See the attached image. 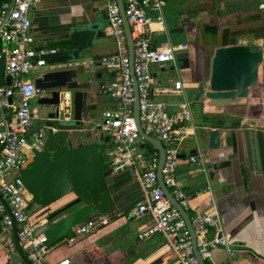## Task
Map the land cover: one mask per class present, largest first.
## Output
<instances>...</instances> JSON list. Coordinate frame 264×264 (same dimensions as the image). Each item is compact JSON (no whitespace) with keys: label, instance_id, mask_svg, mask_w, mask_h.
<instances>
[{"label":"built area","instance_id":"obj_1","mask_svg":"<svg viewBox=\"0 0 264 264\" xmlns=\"http://www.w3.org/2000/svg\"><path fill=\"white\" fill-rule=\"evenodd\" d=\"M40 0H4L0 3V61L3 59V85L0 86V198L10 208L11 215L0 202V237L2 248L8 255H16L12 230L23 255L30 264H49L46 260L52 247L45 244L42 234L35 235L39 223H32L29 206L32 196L20 181V170L32 156V149H42L46 131L56 128L41 125L32 130L31 122L37 115L31 102L39 92L34 81L50 66V58L61 55L63 49L57 46H35L30 17ZM123 12L130 29L133 56V75L138 99V120L143 133L157 139L164 150L161 168L162 183L169 194L188 213L189 196L177 177V165L181 160V142L194 130L191 102L186 98V85L179 79L170 86H162L157 74L173 70L178 55L188 50L187 43L158 45L162 35H168L163 10L166 0H121ZM264 14V0L257 5ZM105 17L107 37L114 41L112 54L98 60L100 66L112 71L110 84L101 85L102 92L115 107L102 115L98 125L108 136L110 148L106 151L109 168L113 175L130 172L142 191L143 200L127 213L130 219H140L146 214L151 224L137 234L138 241H145L161 235L166 245L177 257L179 264H199L194 255L190 234L183 218L161 189L157 169L159 153L139 136L134 119V89L130 70L129 48L117 0H106ZM73 64L58 65L56 69L72 67ZM34 75L29 79L28 76ZM9 81V83H7ZM164 96L179 97L170 103ZM58 120L69 121L73 117L72 95L60 91ZM48 123V122H47ZM191 163H204L201 155H190ZM208 184V183H207ZM205 185L199 192L209 189ZM189 216V215H188ZM195 235L196 248L206 262L211 251L217 247L225 249L228 258L234 256L230 239L223 234L216 217L195 212L189 217ZM107 214H96L73 228L74 238L93 233L107 225ZM215 227L212 238L207 237L208 227ZM20 264H26L21 262ZM53 264H69L68 259Z\"/></svg>","mask_w":264,"mask_h":264},{"label":"water","instance_id":"obj_2","mask_svg":"<svg viewBox=\"0 0 264 264\" xmlns=\"http://www.w3.org/2000/svg\"><path fill=\"white\" fill-rule=\"evenodd\" d=\"M4 0H0V3ZM118 1L120 16L125 30L129 48L130 70L134 89V119L137 132L159 153L157 178L165 196L183 218L194 255L199 264H206L198 253L195 235L187 212L169 194L162 183L161 168L164 161V150L161 143L141 130L138 120V99L136 83L133 75V56L130 29L123 12L121 0ZM100 21L73 27L65 35L71 43L63 49L61 55L49 59L48 64L55 69L45 70L35 79V88L47 97H39L37 106L51 107L52 111L44 119L48 128L43 148L32 149V156L27 165L20 170V181L32 196V203L44 212L36 223L43 222L35 231L42 234L48 247L74 238L73 228L96 214L105 215L115 208V203L108 189V182L113 178L106 151L110 148L108 136L99 131L93 134L89 143H79L81 135L86 130L82 128L83 113L94 107L87 103L88 90L91 88L89 76L97 74L100 78L108 69L101 67L98 60L108 55H96L88 60L86 52L93 47L96 38H103L100 31ZM171 29L170 33L182 32L183 29ZM69 43V44H70ZM210 55V68L207 77L206 90L202 95V112L204 115H220L227 107L243 106L249 97L250 89L262 82L264 74V50H252L250 46L238 44H222L217 46ZM187 53L178 55L177 63H182L180 69H186ZM73 64L72 67L56 69L58 65ZM3 64L0 61V86L3 85ZM173 69V68H172ZM9 83V81H7ZM69 91L72 95L73 117L69 121L58 120V105L60 91ZM48 122V123H47ZM230 130H210L204 142L207 162L192 163V167H200L191 175L195 187L202 183L198 175L213 176L220 170H246L247 174H264V130L241 128L239 122L229 124ZM1 149V148H0ZM200 147L196 143L191 151L192 156H199ZM203 156V155H201ZM180 159L184 156L180 155ZM205 159V158H204ZM236 167V168H235ZM211 171V173H209ZM197 180V181H196ZM210 182V180H209ZM6 212L11 215L10 208L0 198ZM74 208V209H72ZM72 209V210H71ZM16 252L21 259L30 264L18 244L16 229L12 230Z\"/></svg>","mask_w":264,"mask_h":264},{"label":"crops","instance_id":"obj_3","mask_svg":"<svg viewBox=\"0 0 264 264\" xmlns=\"http://www.w3.org/2000/svg\"><path fill=\"white\" fill-rule=\"evenodd\" d=\"M105 2L106 0H40L37 7L30 13L35 46H55L57 42L67 40L65 35L71 28L80 27L88 20L91 23L101 20L100 31L105 33ZM203 10V8L199 10L198 20L206 13ZM189 23L192 22L189 21ZM242 23L247 27L251 26L250 24L264 27V21L259 15L257 17L248 16ZM192 26L191 28L188 25L186 27L183 25V31L177 33L186 32L194 44L196 25ZM206 28L204 34H208L211 38L205 37L207 41L203 43L204 46L217 38L226 41L223 43L224 45L236 44L229 41V37L232 35L229 28L220 30L216 25H208ZM176 29L178 30L180 27L177 26ZM167 31L170 34L169 28ZM202 33L201 31L200 34L203 36ZM104 37H107L106 33ZM258 39H262L264 44L262 37H258ZM187 42L190 46V41ZM101 44H103L102 41L98 40L93 55H110L113 53L115 46L104 49ZM218 44L221 45L220 42H217V46H219ZM172 68L170 70H173ZM106 73L113 80L112 71L108 70ZM186 76L190 79L181 78L186 85L184 94L188 99V92L194 91L195 94H198L196 87L199 79L194 78L193 75L190 77L189 74ZM206 83L204 85L205 90L207 88ZM161 85L165 86L162 83ZM167 86H170V82ZM172 98L177 101L180 100L179 97ZM109 102L110 110L115 107V103ZM206 116L201 117L204 122L194 124L193 134L180 144V155H183L184 158L178 162L177 177L180 179V184L185 193L189 196L190 208L187 213L189 217L195 212L215 216L222 233L229 237L231 247L235 252L229 260L225 249L217 247L211 251L210 258L205 263L264 264V174L250 175L247 174L246 170L241 172L238 169L220 170L215 171L212 177L205 176L199 179L202 186L195 187L193 186L195 181L192 180L191 175L195 174L200 167H192V163L189 161L190 153L196 147L197 133L206 138L210 130L223 129L228 131L231 122H239L242 129L264 130V74L262 82L250 89L245 105L227 107L222 114L211 115L212 118L210 115ZM44 119L40 120L42 125L45 122ZM210 120L215 122L210 123ZM31 129H36V126L32 124ZM91 141L92 137L86 143ZM199 153L203 155L201 150ZM206 184L209 189L205 192H199ZM108 189L115 203V208L107 214L108 224L89 235L76 237L72 242L65 243L62 241L54 245L47 255V262L53 264L68 259L69 264H179L177 257L166 245L161 235H155L145 241H138L137 234L151 224V217L148 214L140 219H130L127 216L128 211L143 200L140 186L132 174L122 172L114 175L108 182ZM32 210L33 205H30V219L34 223L44 210L39 208L31 213ZM42 222L43 220L39 223ZM214 234L215 227L209 226L207 237L212 238ZM1 238L0 264L24 262L18 253L14 256L6 253L1 245Z\"/></svg>","mask_w":264,"mask_h":264},{"label":"rangeland","instance_id":"obj_4","mask_svg":"<svg viewBox=\"0 0 264 264\" xmlns=\"http://www.w3.org/2000/svg\"><path fill=\"white\" fill-rule=\"evenodd\" d=\"M260 1L261 0H166V7L164 8L163 13L165 17L166 26L171 30L174 28L175 25H184L186 27L187 21H191L195 25L198 22L200 14L199 10L203 8V11H206V13H204V16L200 20V23L207 22L209 24L210 20L212 22L214 21V23H216L220 30L224 28H229L233 29L232 31H237L239 30V28H241V31H239V34H237V36L231 35L229 37V41H231V43H236L238 45H247L250 46L252 50H264V44L262 43V39H258V37L264 36V27H257L253 24H250L251 26L248 25L249 27H247L242 23L248 16L257 17V15H259L264 21V14L262 12H259V14L257 11V5ZM98 40L102 41L103 44H101V46L104 49L113 48L115 46L114 41L110 37H104L97 40L95 39L93 47L86 52L88 60H91L93 56H96L93 54L95 52V47L97 46L96 43L98 42ZM187 41H190V43L192 44V39L186 32L176 34H169L168 32V35H162L159 38L158 45L163 43L177 45L181 43H188ZM225 42L226 41H224L223 43ZM169 67L170 66L166 67L165 72H160L157 67L152 68V71L157 74V79L161 80L163 85L167 86L168 82H170L171 85L173 84V80L179 79L181 81L182 78L187 77L186 75L188 73L186 74V72H182L178 63H176V66L172 71L168 70ZM28 78L33 79L34 75H30L28 76ZM111 80L112 79L107 75V73H104L102 78L94 81L91 84V88L88 90L87 103L89 107H94V109H88L82 115V119L84 121V125L82 126V128L86 131L82 133V139L79 143H86L88 139L93 136V134L95 135L99 132L97 130V126L102 121L103 113L109 110L110 104L107 96L103 94L102 89L99 85L102 83L104 86H106L110 84ZM187 95L188 100L191 102L192 106L194 124H201V122H204L202 121L203 118H201L204 115L202 113V96L199 95V98L196 99L198 94H195L194 91L188 92ZM162 98L170 103H172V101L177 102L176 99L174 100L172 97L169 96H164ZM31 108L36 109L38 111V114L35 116L34 119H32L33 121L31 123V126L33 124L34 126H36L37 129L42 125V122H40V120L42 118H45L46 115L51 112L52 108L45 106L39 107L36 104V100H33L31 102ZM236 112H238V110H236ZM210 121V123L215 122L213 120ZM204 140V136L200 135V133H197V143L199 144L203 156H205V153L207 152L203 145L205 142ZM198 178L202 179L203 176L198 175ZM39 208V206L33 205V210L31 213L37 211Z\"/></svg>","mask_w":264,"mask_h":264},{"label":"flooded vegetation","instance_id":"obj_5","mask_svg":"<svg viewBox=\"0 0 264 264\" xmlns=\"http://www.w3.org/2000/svg\"><path fill=\"white\" fill-rule=\"evenodd\" d=\"M200 20H198V22L195 24L196 25V30L194 31V42L195 43L188 46V50L185 52V53H187V56H188V61H187L188 67L186 69H181L182 72L188 73L190 75V77H191V75H193L194 78L199 79L198 86L196 87V91L198 93V96L199 95L202 96L204 93V90H205L204 85L207 81L205 78L207 77L208 70L210 68V55L209 54L212 53V51L216 48L217 42H221V43L224 42L222 39L217 38L216 40H212V42L210 41L208 43L210 45L207 44L204 46L203 43L205 41H207V40H205V37L211 38V36H209L208 34H204V31L207 29L206 26L208 27V25H210V26L216 25V23H214V21L212 22L211 20L209 21V24L207 22L200 23ZM186 23H187L186 26L188 25L189 27L194 25L193 23H189V21H187ZM179 27L183 29L182 26H179ZM229 30L232 31L233 29H229ZM199 31H200V33L202 31L203 32L202 34H204V35L202 36L199 33ZM239 31H241L240 28L237 31H232L231 34L234 36L235 35L237 36V34H238L237 32H239ZM199 35H200V37H199ZM70 45H71V43L65 47H68ZM178 64H179V66H181L182 63H178ZM96 75L97 74L95 73V74H92L89 76L88 80H89L90 84H92L94 81L102 78V76H103V74H102V76L100 78H96ZM187 78H189V77L187 76ZM101 85H102V83L99 86H101ZM47 96H48L47 93H43V92L39 91L37 93V98L34 100H37L39 97H47Z\"/></svg>","mask_w":264,"mask_h":264},{"label":"trees","instance_id":"obj_6","mask_svg":"<svg viewBox=\"0 0 264 264\" xmlns=\"http://www.w3.org/2000/svg\"><path fill=\"white\" fill-rule=\"evenodd\" d=\"M264 26V25H263ZM264 38V36H262ZM69 41L68 40H62L57 42V44L55 46L60 47V48H64L65 46L69 45ZM31 205H34L33 203H31Z\"/></svg>","mask_w":264,"mask_h":264}]
</instances>
